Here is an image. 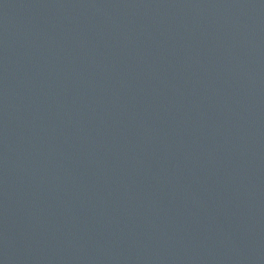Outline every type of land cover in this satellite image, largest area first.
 <instances>
[{
    "label": "water",
    "instance_id": "water-1",
    "mask_svg": "<svg viewBox=\"0 0 264 264\" xmlns=\"http://www.w3.org/2000/svg\"><path fill=\"white\" fill-rule=\"evenodd\" d=\"M0 264H264V0H0Z\"/></svg>",
    "mask_w": 264,
    "mask_h": 264
}]
</instances>
